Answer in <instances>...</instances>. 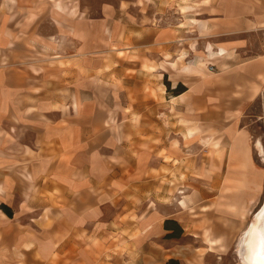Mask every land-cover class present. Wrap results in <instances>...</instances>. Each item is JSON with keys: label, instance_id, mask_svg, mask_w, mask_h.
Here are the masks:
<instances>
[{"label": "crops", "instance_id": "obj_1", "mask_svg": "<svg viewBox=\"0 0 264 264\" xmlns=\"http://www.w3.org/2000/svg\"><path fill=\"white\" fill-rule=\"evenodd\" d=\"M89 1L0 0V264H243L264 0ZM187 159L190 187L160 200Z\"/></svg>", "mask_w": 264, "mask_h": 264}, {"label": "rangeland", "instance_id": "obj_2", "mask_svg": "<svg viewBox=\"0 0 264 264\" xmlns=\"http://www.w3.org/2000/svg\"><path fill=\"white\" fill-rule=\"evenodd\" d=\"M89 2H92V4H94L95 6L99 5V2H96L95 0L89 1ZM248 37H249L250 41H252L253 44L250 46L249 49L246 48L243 51V54L250 56V55H257V54L264 53V33H261L259 35L249 34ZM195 54L199 55V56H205L202 48L195 50ZM209 65H212V64H209ZM143 67L148 70V73H145L142 75V77L145 78V80H146L143 82V84H146V89H148L149 93H152L153 95H155V90H154L155 85H154V83H152V79H154V77H157V75L152 72V69H154L156 66L155 65L148 66L144 63ZM137 82H138V86H141L142 82L140 80H138ZM132 101H137L138 106H140L144 109L146 108V106L153 105V107L156 108L157 106L160 105L159 102H156L155 100H151V99H143V98L142 99H138V98L136 99L135 97H133ZM153 112H155V110H153ZM250 114L251 115L248 116L249 120L246 122H248L247 124H250L251 132H252L253 136L255 138H258L254 141V145H255L256 149L258 150V148L256 146L257 140L263 141L262 143H263V147H264V101H261L260 105L254 107ZM251 118L254 119L253 122H251L252 121ZM159 120H160L159 114H158V116H155L154 114L153 115L150 114V121L155 123ZM154 127L157 128L156 131H158V132L161 131L159 129V126L155 125ZM232 147L233 148L231 149V153H230V155H233L232 157H236L238 159H243V158H245V156L247 157L249 154V149L244 144H238L237 143V144H235V146H232ZM258 152H259V150H258ZM258 152H256V163L264 171V152L263 153L259 152V154H258ZM162 153H163V150H162ZM197 155H198V151H197ZM167 158H169V157H167ZM242 165L245 166L246 161L243 162ZM188 171H192V170H191V161L187 159L185 162V169L180 174L183 180H178V178L175 176L174 171L170 172L169 178L165 180L167 187L166 188L163 187V193H162V195L159 196V199L163 200V201H167L169 203H172V202L177 203L178 202V197H177L178 189L181 186L186 187L188 185V187H190V184L187 182V176H186ZM261 175L262 174L260 173V175H257V177L255 176L256 178L254 180V183L256 184L257 187L261 185V183H260L261 178H262ZM224 182L233 183V184L241 185V186L249 184L248 178L245 176L225 177ZM180 189H182L184 191V190H187V187L186 188L181 187ZM158 191H160V190H158ZM262 195L264 196V183H263V194L259 193L257 195L258 196V203H260ZM250 196H255V195L250 194ZM255 208H254V210H255ZM226 260H228V262H229L230 257H228Z\"/></svg>", "mask_w": 264, "mask_h": 264}, {"label": "bare ground", "instance_id": "obj_3", "mask_svg": "<svg viewBox=\"0 0 264 264\" xmlns=\"http://www.w3.org/2000/svg\"><path fill=\"white\" fill-rule=\"evenodd\" d=\"M256 146L260 153L264 152L261 141H257ZM180 204L186 205L183 200ZM262 240H264V201L256 216L240 233L237 252L243 264H262V253H264Z\"/></svg>", "mask_w": 264, "mask_h": 264}, {"label": "trees", "instance_id": "obj_4", "mask_svg": "<svg viewBox=\"0 0 264 264\" xmlns=\"http://www.w3.org/2000/svg\"><path fill=\"white\" fill-rule=\"evenodd\" d=\"M184 89L185 88H184L183 85H179L178 88L175 91H183ZM170 263H176V264H178V262L175 261V260L170 261Z\"/></svg>", "mask_w": 264, "mask_h": 264}, {"label": "snow or ice", "instance_id": "obj_5", "mask_svg": "<svg viewBox=\"0 0 264 264\" xmlns=\"http://www.w3.org/2000/svg\"><path fill=\"white\" fill-rule=\"evenodd\" d=\"M262 243H264V240H262ZM262 264H264V253H262Z\"/></svg>", "mask_w": 264, "mask_h": 264}, {"label": "built area", "instance_id": "obj_6", "mask_svg": "<svg viewBox=\"0 0 264 264\" xmlns=\"http://www.w3.org/2000/svg\"><path fill=\"white\" fill-rule=\"evenodd\" d=\"M214 68V66L213 65H210V69H213Z\"/></svg>", "mask_w": 264, "mask_h": 264}]
</instances>
